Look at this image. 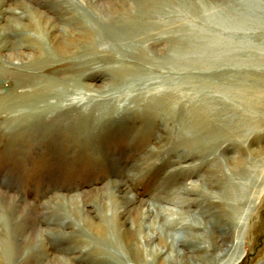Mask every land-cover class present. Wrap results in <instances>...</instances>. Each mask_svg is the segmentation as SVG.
Masks as SVG:
<instances>
[{
	"label": "rangeland",
	"instance_id": "374dc122",
	"mask_svg": "<svg viewBox=\"0 0 264 264\" xmlns=\"http://www.w3.org/2000/svg\"><path fill=\"white\" fill-rule=\"evenodd\" d=\"M3 189L0 264H264V0H0Z\"/></svg>",
	"mask_w": 264,
	"mask_h": 264
},
{
	"label": "bare ground",
	"instance_id": "6f19581e",
	"mask_svg": "<svg viewBox=\"0 0 264 264\" xmlns=\"http://www.w3.org/2000/svg\"><path fill=\"white\" fill-rule=\"evenodd\" d=\"M109 4V3H108ZM104 5V4H103ZM7 56H8V58H10V59H16V54L15 53H9V54H7ZM116 188H117V186H116ZM119 188V187H118ZM121 188V187H120ZM6 189V188H5ZM121 191H123V188H121ZM0 193L2 194V195H7L8 196V198L10 199V202H12V201H14V200H16L17 201V203L18 204H20L21 205V207H24L25 208V206H27V205H25V204H22L21 202H20V200L19 199H17L18 197L16 196V195H14V194H12L10 191H6V190H0ZM10 193V194H9ZM122 193V192H121ZM7 196H6V198H7ZM229 196V195H228ZM227 197V196H226ZM23 199V198H22ZM130 199V198H129ZM226 199V198H225ZM228 199V198H227ZM83 200V199H82ZM6 201V200H5ZM131 201V200H130ZM15 203V202H14ZM116 203V202H115ZM131 203V202H130ZM130 203H128V204H130ZM121 204V205H120ZM74 205V204H73ZM115 205V204H114ZM28 206H29V204H28ZM142 206V205H141ZM30 208V206L28 207V209ZM227 209H229V212L227 211ZM231 209V210H230ZM111 210V213H112V217H111V220H113V226H114V229H115V233L117 234V237H118V239H124L125 240V242H126V245L128 246V245H130L129 243L131 242V240H134L135 238H134V236H133V231H134V227H135V225H136V216H135V213L138 215V216H140L139 215V211H140V213H142L141 212V210H139L138 209V207H134V206H125L124 205V203H120L119 202V205H117V206H114V207H112V209H110ZM136 210V211H135ZM153 211V208H149V207H147L146 208V212L147 211ZM222 210L224 211V215H222V216H219L218 217V220H222V219H224V217L226 218L225 219V222H224V226L226 225V221H227V216L228 215H231V213H230V211H233V208L230 206L229 207V204L228 203H222ZM16 211H17V209H16ZM138 212V213H137ZM145 213V212H144ZM228 214V215H227ZM143 215V214H142ZM232 216V215H231ZM119 218H122L123 219V221H126V220H128V219H130V223H131V227L130 228H122V227H118V222H120V220H119ZM228 218H232V217H229L228 216ZM93 218L92 217H90V216H82V218H81V222L82 223H85V224H87L88 226H89V228H90V230H91V232H93V233H95V234H98V235H103V229H102V227H101V225L102 224H96V223H94V221L92 220ZM229 220H231V219H229ZM36 230V229H35ZM34 230V231H35ZM107 230V229H106ZM32 232H33V230H32ZM32 232H29L28 233V235H27V238L28 237H31V235L33 234ZM20 235V234H19ZM105 235V234H104ZM239 237V236H238ZM223 237H222V235L220 234V235H218L217 236V240L218 239H222ZM27 240V239H26ZM238 241L240 242L241 240H239L238 239ZM216 244H217V242H216ZM20 245V244H19ZM240 245H241V242H240ZM242 246V245H241ZM241 246H240V249L239 250H236V247H237V237H235L233 240H232V242H231V244L230 245H226V244H224V246H223V250L226 252V254L228 253V252H231L230 253V256L228 257V259H227V261H226V264H238L240 261H241V259H242V257H243V255H244V250H242L241 249ZM20 247V246H19ZM19 249V248H18ZM22 249V248H21ZM20 252V251H19ZM137 252H138V255H139V250H137ZM23 254V253H22ZM28 254V253H27ZM32 256V255H31ZM135 256V255H134ZM32 257H30V254H28V255H26V257H24V260H21L22 262L23 261H25V262H23V263H28V261H32V259H31ZM63 258V257H62ZM62 258H60V259H62ZM143 258V257H142ZM31 259V260H30ZM35 259V258H34ZM65 259V258H64ZM138 259V258H137ZM71 260V259H70ZM68 262L70 263V261L68 260ZM65 263V262H64Z\"/></svg>",
	"mask_w": 264,
	"mask_h": 264
}]
</instances>
